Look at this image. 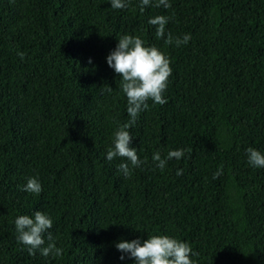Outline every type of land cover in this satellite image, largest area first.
Here are the masks:
<instances>
[{"label":"trees","instance_id":"trees-1","mask_svg":"<svg viewBox=\"0 0 264 264\" xmlns=\"http://www.w3.org/2000/svg\"><path fill=\"white\" fill-rule=\"evenodd\" d=\"M141 2L0 0V264H135L116 244L153 235L188 243L195 264H245L250 251L264 264V168L247 154H264V0H150L143 12ZM157 15L170 18L164 38L148 23ZM169 33L191 40L166 45ZM124 35L172 68L167 103L148 100L127 129L135 168L106 158L130 120L106 59ZM181 149L163 170L152 160ZM29 178L41 193L24 191ZM38 210L59 257L17 240L16 218Z\"/></svg>","mask_w":264,"mask_h":264},{"label":"clouds","instance_id":"clouds-1","mask_svg":"<svg viewBox=\"0 0 264 264\" xmlns=\"http://www.w3.org/2000/svg\"><path fill=\"white\" fill-rule=\"evenodd\" d=\"M150 0H142L140 11H144V6H148ZM155 7H171L169 0H156ZM111 7L114 9H123L126 7L125 0H111ZM169 17L157 15L149 19L148 23L155 26V35L157 38L165 37V28ZM191 40L190 34H185L182 38H173L169 33L165 39L166 45L180 47L186 45ZM23 60L24 53L18 52ZM107 64L113 68L115 73L122 78L121 88L127 99V113L130 120L118 127L114 132L113 147L107 151V160L112 161L114 158H126L133 168L139 167L141 161L134 147H131L132 136L127 130L137 121L138 114L146 110L149 105L148 100L155 104L163 105L167 103L163 93L167 88L168 79L172 74L170 59L164 55L155 46H145V42L132 35H124L119 41L116 49L107 56ZM91 63V61H89ZM111 91L109 87L107 89ZM249 164L264 168V154H261L254 148L247 149ZM184 155V150H172L167 153L165 158H161L160 152L153 154L152 160L156 166L163 170L167 161L173 158L179 160ZM120 172L125 177L131 175V168L128 163L118 165ZM183 169L177 171V175H182ZM222 174V166L213 174L214 179H218ZM24 191L39 194L42 191L41 183L36 178H29L24 187ZM51 218L36 211L34 218L27 215H21L15 220L17 230V240L27 247L30 255H35L37 251L44 257H59L63 250L58 248L54 242L51 233L47 235L49 241L45 246V233L52 228ZM116 248L122 253H127L134 258L135 264H195L190 258L196 255L190 245L181 242L168 235H153L146 240H133L131 242L122 241L116 244ZM125 257H120L123 260Z\"/></svg>","mask_w":264,"mask_h":264},{"label":"rangeland","instance_id":"rangeland-1","mask_svg":"<svg viewBox=\"0 0 264 264\" xmlns=\"http://www.w3.org/2000/svg\"><path fill=\"white\" fill-rule=\"evenodd\" d=\"M233 205H234V209H235V211H236V213H238V209L240 210L241 208H240V204L239 203H237V200L236 199H233ZM241 214V213H240ZM239 214V215H240ZM243 220V218H241V221ZM248 254V258L246 259V261H245V264H251L252 263V257H253V254L251 253V251L250 252H248L247 253Z\"/></svg>","mask_w":264,"mask_h":264}]
</instances>
